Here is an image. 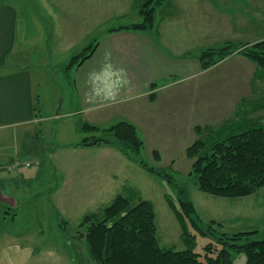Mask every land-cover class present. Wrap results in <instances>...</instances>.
<instances>
[{
  "label": "rangeland",
  "instance_id": "obj_1",
  "mask_svg": "<svg viewBox=\"0 0 264 264\" xmlns=\"http://www.w3.org/2000/svg\"><path fill=\"white\" fill-rule=\"evenodd\" d=\"M146 1H13L21 11V23L29 26L28 65L35 67L31 71L41 84L44 109L52 112L43 135L35 141L46 147L41 159L47 166L66 169L54 173L53 183H45L42 194L25 205L32 210L38 207L46 234H61L70 249L75 246L81 264H97L90 258L86 227L81 223L88 215H100L117 196L132 204L152 202L158 237L165 248H189L171 203L179 206V200L196 206L201 228L214 221L219 233L257 230L253 238L264 237V188L242 199L205 194L193 174L198 157L189 155L199 141L204 143V155L233 135L264 126V67L247 54L249 47L264 41V0H164L156 7L155 24L147 32L164 48L174 49L177 57L214 53L206 59L210 67H202L203 74L194 79L172 78L148 95L121 102L116 110H108L110 117L98 112L75 114L81 113V106L74 91L76 67H69L72 59L87 55L110 31L142 23ZM42 39L48 57L35 47ZM223 48L228 49L226 55L219 53ZM57 112L62 114L60 119L55 117ZM68 113L74 115L65 116ZM125 121L136 127L143 142L139 153L130 152L128 157L109 145L78 146L92 136L113 138L109 129ZM83 123L99 131L81 130ZM25 169L36 173V165ZM58 185L61 188L50 189ZM57 216L61 228L55 224ZM189 232L198 235L192 248L203 253L212 238L202 236L195 227ZM235 264H246V256H237Z\"/></svg>",
  "mask_w": 264,
  "mask_h": 264
},
{
  "label": "crops",
  "instance_id": "obj_2",
  "mask_svg": "<svg viewBox=\"0 0 264 264\" xmlns=\"http://www.w3.org/2000/svg\"><path fill=\"white\" fill-rule=\"evenodd\" d=\"M13 1L0 0V264H81L75 246L70 249L61 234H46L38 207L32 210L25 205L29 204L26 200L42 194L39 192L45 183H53L54 173L66 169L64 165L47 166L41 159L46 147L35 141L43 135L52 112L44 109L41 84L31 71L35 67L28 65L29 26L21 23V11ZM46 46L42 39L35 47L48 57ZM174 53L149 32L126 29L108 33L93 56L75 69L74 91L81 106V113L75 114L95 112L93 116L98 112L110 117L107 112L116 110L117 104L148 95L153 85L160 87L172 78L194 79L203 74L200 57L185 59ZM63 109L64 102L60 111ZM55 117L60 119L62 114L57 112ZM25 161L31 165H21L13 172L5 170ZM34 165L36 173H28L25 168ZM55 224L60 227L58 216Z\"/></svg>",
  "mask_w": 264,
  "mask_h": 264
},
{
  "label": "trees",
  "instance_id": "obj_3",
  "mask_svg": "<svg viewBox=\"0 0 264 264\" xmlns=\"http://www.w3.org/2000/svg\"><path fill=\"white\" fill-rule=\"evenodd\" d=\"M162 2L164 0H147L141 11L144 16L142 23L110 32L126 29L147 32L153 28L156 7ZM98 46L99 43L91 46L87 55L75 56L69 67H80L93 56ZM227 50L223 48L219 53L226 55ZM247 50L248 57L264 67V41ZM213 54L200 58L204 70L210 67L206 59ZM152 87L156 88V85ZM79 128L89 132L99 131L89 123L79 124ZM109 130L113 138L95 139L92 136L95 141L88 137L78 146L109 145L128 157L130 152L137 154L141 151L143 142L131 123L121 122ZM203 144L199 141L189 149L191 158L198 157L193 174L199 191L216 197L242 199L264 188V126L233 135L215 145L210 153L201 155ZM171 203L186 231L183 238L189 248L178 251L161 246L151 201L142 200L132 204L126 197L117 196L100 215H88L81 223V227H86L84 237L90 258L97 264H235V258L244 254L246 264H264V237L253 238L259 231L219 233L214 229V221L201 228L198 210L193 203L183 200H179V206ZM192 227L199 230L202 236L212 238L203 248V253L192 248L198 237L196 233L189 232Z\"/></svg>",
  "mask_w": 264,
  "mask_h": 264
},
{
  "label": "built area",
  "instance_id": "obj_4",
  "mask_svg": "<svg viewBox=\"0 0 264 264\" xmlns=\"http://www.w3.org/2000/svg\"><path fill=\"white\" fill-rule=\"evenodd\" d=\"M21 165H26V166H30L31 163L29 161H25V162H17V163H14V164H11V165H8L6 167V171L7 172H13V171H16L17 168ZM0 173H1V167H0Z\"/></svg>",
  "mask_w": 264,
  "mask_h": 264
},
{
  "label": "bare ground",
  "instance_id": "obj_5",
  "mask_svg": "<svg viewBox=\"0 0 264 264\" xmlns=\"http://www.w3.org/2000/svg\"><path fill=\"white\" fill-rule=\"evenodd\" d=\"M217 93H218V91H217ZM217 93H216V95H217ZM216 95L214 96L215 100L219 98V97H217Z\"/></svg>",
  "mask_w": 264,
  "mask_h": 264
}]
</instances>
